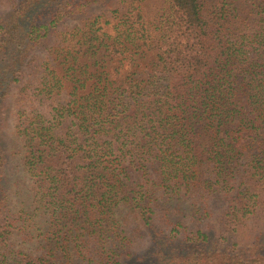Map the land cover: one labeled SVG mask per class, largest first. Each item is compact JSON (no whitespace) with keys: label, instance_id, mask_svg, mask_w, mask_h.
Masks as SVG:
<instances>
[{"label":"trees","instance_id":"1","mask_svg":"<svg viewBox=\"0 0 264 264\" xmlns=\"http://www.w3.org/2000/svg\"><path fill=\"white\" fill-rule=\"evenodd\" d=\"M259 222L264 0H0V264H264Z\"/></svg>","mask_w":264,"mask_h":264},{"label":"rangeland","instance_id":"2","mask_svg":"<svg viewBox=\"0 0 264 264\" xmlns=\"http://www.w3.org/2000/svg\"><path fill=\"white\" fill-rule=\"evenodd\" d=\"M209 1H213V0H209ZM113 8V3H108L104 6H95L91 9V13H102L103 11H108L110 9ZM79 20L75 19L72 21H68L65 23L66 27H71L75 24L78 23ZM28 74V72H27ZM16 96L13 95L10 97L9 99V107H10V114L7 117V127H5V129H3V140H4V146L5 148L8 150L10 148V146L13 143V139H12V131H13V122H14V118H15V113L17 111V105H16ZM17 144V143H16ZM8 170V177L9 179L13 182V196H12V204L17 205L14 202H21L22 200H25L26 198V193L25 191L28 189V182L26 180V178L24 177V173L21 169L20 166L11 163V167L7 169ZM16 182V183H15ZM211 208L213 210V214L212 217L207 219V220H202V222L199 221H195L189 214V212H185L183 215H178L177 212H175L173 210V208L171 209V213L172 215L179 219L182 220L187 226L191 227V228H199V229H206L207 226L209 224H213L216 227V222L218 220V217L221 214V205L214 203L211 205ZM254 227H257V229L259 230H263L264 227V222L262 223H257L256 225H249V229L246 231L245 235H239L238 240L240 242H246L247 240H251V231ZM251 229V230H250ZM127 231V234H130L131 231V227H127L125 229ZM250 230V231H249ZM249 231V232H248Z\"/></svg>","mask_w":264,"mask_h":264}]
</instances>
